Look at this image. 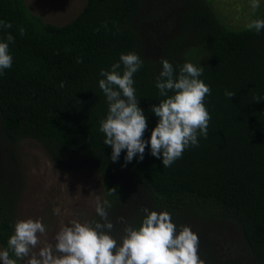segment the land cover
Wrapping results in <instances>:
<instances>
[{
	"label": "trees",
	"instance_id": "trees-1",
	"mask_svg": "<svg viewBox=\"0 0 264 264\" xmlns=\"http://www.w3.org/2000/svg\"><path fill=\"white\" fill-rule=\"evenodd\" d=\"M209 1L84 0L76 15L55 25L23 0H0V20L13 25L0 30V41L9 32L15 37L12 67L0 75L2 251L14 231L13 204L22 185L6 158L28 137L60 169L99 175L100 201L112 205L107 211L117 240L124 227L118 218L138 227L148 208L190 226L205 264H264V30L223 24ZM256 11L252 21L264 19V8ZM129 52L143 60L133 86L147 119L145 140L159 119L151 107L167 98L155 87L162 59L177 73L185 62L203 67L199 79L211 88L204 101L211 115L207 138L198 137L199 146L187 148L170 167L151 155L150 145L143 161L137 156L124 166L122 150L112 162V148L99 131L108 112L99 72ZM226 90L235 95L227 98ZM112 188L116 193L109 195ZM99 220L93 212L87 222Z\"/></svg>",
	"mask_w": 264,
	"mask_h": 264
},
{
	"label": "clouds",
	"instance_id": "clouds-1",
	"mask_svg": "<svg viewBox=\"0 0 264 264\" xmlns=\"http://www.w3.org/2000/svg\"><path fill=\"white\" fill-rule=\"evenodd\" d=\"M260 0H251L250 7L255 12ZM106 26V25H105ZM11 22L0 20V30L12 29ZM247 30L257 34L264 30V19H256L246 25ZM20 36L26 35L23 27ZM15 37L9 32L0 41V75L10 69L13 57L9 45ZM82 58L77 59L81 63ZM162 71L156 78L155 87L161 100L151 111L158 117V123L151 131L149 140L144 139L148 128L144 110L136 98L133 76L143 66V60L136 53L121 54L119 62L111 70L101 69L99 88L106 97L108 112L101 120L99 131L105 136L104 144L112 148L111 161L119 160L122 150H126L125 165L138 156L143 161L145 148L150 145V153L157 159L162 156L163 167H170L181 158L190 146L198 147V137L207 138L211 120L205 106L206 96L211 88L203 80V67L190 62L179 66L178 73L173 65L162 59ZM123 65V73L119 69ZM64 82L60 87L63 88ZM172 92V95H168ZM234 92L225 91L231 98ZM259 102V101H257ZM116 188L109 189V195ZM108 200L96 198L95 212L99 221L81 222L73 219L62 225L55 234L54 244H45L38 251L41 237L46 236V227L40 220L31 218L18 220L13 234L7 241V249L0 251L2 264H205L198 254L199 236L190 226H177L166 211L157 212L144 208V216L138 227L128 224L124 217L118 222L124 224L122 236L117 240L111 233L115 225L109 219ZM59 209H54L59 214ZM10 252L15 257L10 258ZM27 258V259H25Z\"/></svg>",
	"mask_w": 264,
	"mask_h": 264
},
{
	"label": "rangeland",
	"instance_id": "rangeland-1",
	"mask_svg": "<svg viewBox=\"0 0 264 264\" xmlns=\"http://www.w3.org/2000/svg\"><path fill=\"white\" fill-rule=\"evenodd\" d=\"M23 1L30 12L38 15L43 22L55 25L70 20L84 3V0ZM209 4L223 24L235 29L246 27L256 10L264 8V0H260L255 12L250 7L251 0H210ZM12 151L14 155L6 158L9 165H13L8 170L13 175L14 169H17L16 175L22 180L13 204L14 224L31 218L40 220L46 227V236L41 237V244L34 251L45 244H54L55 234L62 225H68L73 219L85 222L91 218L96 198L102 199L101 179L95 171L60 169L43 147L28 137L21 138L9 153ZM57 208L60 210L58 215L54 212ZM17 264H25V261H18Z\"/></svg>",
	"mask_w": 264,
	"mask_h": 264
}]
</instances>
